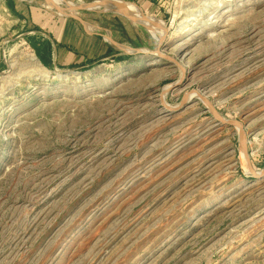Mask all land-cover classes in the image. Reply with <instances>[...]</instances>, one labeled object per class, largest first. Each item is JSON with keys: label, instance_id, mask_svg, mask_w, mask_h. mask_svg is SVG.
<instances>
[{"label": "rangeland", "instance_id": "obj_1", "mask_svg": "<svg viewBox=\"0 0 264 264\" xmlns=\"http://www.w3.org/2000/svg\"><path fill=\"white\" fill-rule=\"evenodd\" d=\"M116 1L162 22L179 64L98 0H0V264H264V177L238 128L161 99L198 90L242 121L261 172L264 0ZM45 10L73 59L49 61Z\"/></svg>", "mask_w": 264, "mask_h": 264}, {"label": "water", "instance_id": "obj_2", "mask_svg": "<svg viewBox=\"0 0 264 264\" xmlns=\"http://www.w3.org/2000/svg\"><path fill=\"white\" fill-rule=\"evenodd\" d=\"M121 3H125V2H121V1H116V0H102L101 2H99L100 5H104L105 8L103 10H99V11H114L117 12L119 14H121L122 16H124L126 19H128L129 21H132L134 23L140 24L142 26L147 27V25L145 24V22H149V23H154V24H159L160 22L153 18H149L147 15L143 14L142 18L139 19L137 17H134L133 15L129 14L125 8L121 5ZM96 5H73L72 8L73 9H79V10H89V11H95ZM67 10H70L67 8ZM161 32V40L158 46V49L155 51L157 54H159L161 57L168 59V60H172L174 62H176L177 64H179L175 59H173L170 56L164 55L160 52V47L163 44L164 41V33H163V28L160 31ZM139 53V52H143V50L140 49H129L126 52H122V54L125 53ZM182 68V67H181ZM172 90L171 87L166 88L165 90H163L162 94H161V99H162V104L164 105V107L167 110H175V109H180L182 106L186 105L189 100V93H187L185 95V97L183 98L180 106L173 108L172 106H170L166 100H165V96L166 94ZM200 98L204 101V103L207 105L209 111L213 114V116L222 124L227 125V126H235L238 128V136H239V144H240V152H241V156L243 157V159L246 161V164L249 168V170L251 171V173L253 174V176L260 178V177H264V169L261 172H256L252 166V161L250 158V154L248 152V141H247V137H246V131H245V127L244 124L242 123V121L240 120H236V119H226L225 117H223L220 112L216 109V107L214 106V104L204 95L200 94Z\"/></svg>", "mask_w": 264, "mask_h": 264}, {"label": "crops", "instance_id": "obj_3", "mask_svg": "<svg viewBox=\"0 0 264 264\" xmlns=\"http://www.w3.org/2000/svg\"><path fill=\"white\" fill-rule=\"evenodd\" d=\"M26 9L32 15L35 14V12H36V14H38V11L39 12L44 11L43 9L41 10L39 8H32L31 6L30 7L27 6ZM45 11H46L45 14L40 15V23L44 22L43 23L44 25L47 24L50 28L55 30V32L53 33V32H50V30H46V28L42 27V28H44V30L46 32H48V34L52 35L48 38L49 39L48 44H50L52 47V57L48 56L49 61L52 64H55V63H57V61L60 62V60H62V59L63 60L64 59H66V60L73 59V56L75 55L74 52L72 51L73 49L68 50V48H72V47H68V45L64 44V42L59 38V36L56 35V33L58 32V28H60L62 20L59 17L52 14L50 11H48V10H45ZM74 30L76 31V28H74ZM43 33H45V32H43ZM45 34H47V33H45ZM60 36L62 37V34ZM98 37H100V36H98ZM97 40H98V47L97 48L100 49V38H97ZM97 50H96V53H97Z\"/></svg>", "mask_w": 264, "mask_h": 264}, {"label": "bare ground", "instance_id": "obj_4", "mask_svg": "<svg viewBox=\"0 0 264 264\" xmlns=\"http://www.w3.org/2000/svg\"><path fill=\"white\" fill-rule=\"evenodd\" d=\"M102 0H98V2H101ZM121 5L125 8V10L133 15L134 17H137L139 19L142 18V16H140V13H138V11L134 10L128 3H121ZM149 18L153 19V17L148 16ZM160 22V21H159ZM146 25L150 26L151 28H156L161 31L162 30V22H160L159 24H154V23H147L145 22ZM161 33V32H160ZM28 62H31L33 64V69H31L29 72L32 73H36L35 76H37V78L40 77H45L48 74V70L46 68H44L43 66H41L36 59L34 58V55L32 57H29ZM31 64V65H32ZM57 74H61V72H57ZM200 94L203 95L202 93H200L198 90H194V92H190L189 97H200Z\"/></svg>", "mask_w": 264, "mask_h": 264}, {"label": "trees", "instance_id": "obj_5", "mask_svg": "<svg viewBox=\"0 0 264 264\" xmlns=\"http://www.w3.org/2000/svg\"><path fill=\"white\" fill-rule=\"evenodd\" d=\"M9 5H10V8L13 9L14 11L16 10L15 9V5H16V2L15 0H9ZM23 18H26V16L22 15Z\"/></svg>", "mask_w": 264, "mask_h": 264}]
</instances>
